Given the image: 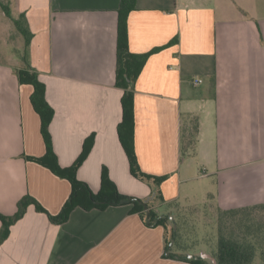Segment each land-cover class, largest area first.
<instances>
[{
	"label": "crops",
	"instance_id": "1",
	"mask_svg": "<svg viewBox=\"0 0 264 264\" xmlns=\"http://www.w3.org/2000/svg\"><path fill=\"white\" fill-rule=\"evenodd\" d=\"M120 1H0L11 13L0 6V214H14L26 194L57 214L70 193L66 179L27 158L43 156L45 143L21 68L45 84L60 166L72 165L93 135L77 178L97 192L106 167L120 193L151 194L131 174L117 130ZM21 15L27 46L12 20ZM127 28L129 50L148 53L133 90L134 149L143 172L168 176L157 209L197 196L222 209L263 203L264 0H135ZM190 117L198 142L181 159ZM131 208L75 207L55 224L29 205L0 243V264H190L166 256L165 228L147 226Z\"/></svg>",
	"mask_w": 264,
	"mask_h": 264
},
{
	"label": "trees",
	"instance_id": "2",
	"mask_svg": "<svg viewBox=\"0 0 264 264\" xmlns=\"http://www.w3.org/2000/svg\"><path fill=\"white\" fill-rule=\"evenodd\" d=\"M4 13L11 17L9 6L0 3ZM135 0H121L118 9V36L115 85L123 90L121 98L122 119L117 130L120 142L128 157L131 174L146 182L151 187V194L144 199L125 195L119 192L116 184L110 179L107 168L103 167L100 175V188L93 192L87 183L76 176V171L86 158L93 144V135L86 138L82 151L72 165L62 167L53 151L49 124L54 110L45 98V84L38 79L37 73L29 68L16 70L20 84H30L33 87L30 99L41 121V134L45 143V153L41 157H27L48 168L53 174L66 179L70 183V193L57 214L49 213L35 198L26 194L17 202V210L12 215L0 214V243L9 234V229L20 219L29 205L35 210L46 214L50 222L60 224L65 222L75 207L84 210L105 209L108 206L131 204V211L138 213L149 227L163 226L165 228L164 250L166 256L187 261L190 264H214L210 259L202 258L199 254L189 252L185 244L184 232L174 228V206L165 205L168 212H160L156 204L164 201L160 189L167 175H151L141 170L134 149V105L133 90L136 79L148 57L147 54H135L129 50L127 17L134 8ZM22 15L12 19L14 24L25 36L26 46L29 39L23 31ZM25 53V51H24ZM198 119L190 117L182 127L180 134V158L193 154L198 142ZM209 207L216 211L217 240L211 254L216 264H264V202L243 207L222 209L206 200ZM170 216H173L170 218ZM192 253V257L188 254ZM165 255V254H164Z\"/></svg>",
	"mask_w": 264,
	"mask_h": 264
},
{
	"label": "rangeland",
	"instance_id": "3",
	"mask_svg": "<svg viewBox=\"0 0 264 264\" xmlns=\"http://www.w3.org/2000/svg\"><path fill=\"white\" fill-rule=\"evenodd\" d=\"M0 1L6 2V0ZM197 198L200 197L197 196L188 202L181 198L172 203L175 212L173 227H178L184 232V241L189 246V252L195 254L204 252L213 257L211 251L217 240V213L206 201L201 202Z\"/></svg>",
	"mask_w": 264,
	"mask_h": 264
},
{
	"label": "water",
	"instance_id": "4",
	"mask_svg": "<svg viewBox=\"0 0 264 264\" xmlns=\"http://www.w3.org/2000/svg\"><path fill=\"white\" fill-rule=\"evenodd\" d=\"M192 254H188V257H192ZM200 257L202 258H208L210 259L214 264H216V260L214 259V257H212L210 254L208 253H204V252H200L199 254Z\"/></svg>",
	"mask_w": 264,
	"mask_h": 264
}]
</instances>
